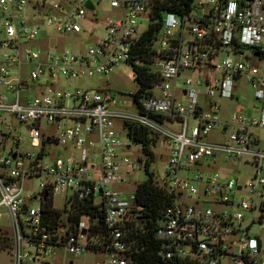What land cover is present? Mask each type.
<instances>
[{
    "label": "built area",
    "instance_id": "built-area-1",
    "mask_svg": "<svg viewBox=\"0 0 264 264\" xmlns=\"http://www.w3.org/2000/svg\"><path fill=\"white\" fill-rule=\"evenodd\" d=\"M155 1L0 0V219L9 222L10 264H74L60 247L101 253L91 264H139L135 189L123 184L140 157L130 160L119 137L133 141L128 124L143 128L146 146L167 144L164 179H153L171 195L154 230L158 264H264V0H191L182 13L162 12L145 63L135 43ZM43 26L94 41L73 50ZM122 62L149 66L148 90L61 85ZM222 99L232 103L225 114ZM20 129L34 151L6 148ZM54 145L76 152L55 154ZM242 166L251 170L243 181L231 175ZM33 177L37 190L24 185Z\"/></svg>",
    "mask_w": 264,
    "mask_h": 264
},
{
    "label": "rangeland",
    "instance_id": "rangeland-1",
    "mask_svg": "<svg viewBox=\"0 0 264 264\" xmlns=\"http://www.w3.org/2000/svg\"><path fill=\"white\" fill-rule=\"evenodd\" d=\"M99 12L98 15L100 17L107 14L106 10V4L101 3L99 4ZM147 21H142L138 27V32L142 31L146 28ZM45 30H49V35L51 40H58L59 45H64L67 47H70L73 50H78L81 47H85L88 44L93 43V38L89 37L87 34L83 33H58L53 30H50L49 27H42V34ZM101 27L96 29L93 32V35L95 38H99L102 35ZM189 72H185V74H188ZM133 68L132 65L128 62H122L118 64L117 66L113 67L110 72L107 74H96L93 76H87L84 75L81 78L77 79H63L61 81V85L65 88L73 89L74 87H81V88H109L111 91L115 92H122V93H130L133 92L136 87L137 83L133 79ZM239 89L241 92H243L246 97L249 100H253L254 103L260 107V102L253 99L252 96V89L245 83L240 82ZM219 103L221 104V113L225 114L230 108L232 103L227 99L219 100ZM245 114L250 115H256L258 112V109H253L251 107H245L244 109ZM190 126L193 124L192 121H189L188 123ZM42 127H45V123L41 124ZM20 138L15 143L13 139H7L6 140V148H12L16 150H26V151H34L36 147L31 146L29 144V138L27 137V132L23 129H20ZM119 137L126 143L129 144V149H124V152L128 155L130 160H134L137 156L140 157V164L141 166L132 170L130 175H128V179H126V182L123 184L124 186L128 187L130 191H133L135 189V185L144 180L147 177V172L144 169V162L145 157H143V150H142V144L140 142H134L129 140L123 133L119 134ZM211 138V137H209ZM151 149L153 152V159L150 160L147 164V171H152V178L154 180H163L164 179V162L167 155V144L161 137H158L156 140L154 146H147V148ZM51 149H55V154L59 153L62 155H66L69 153H75V149H68L69 151H65L58 145H54L51 147ZM251 170L249 166H242V170L237 174L234 170L231 171V175L233 177H237V179L243 181L246 178H248ZM25 187L37 190L38 189V178L33 177L24 183ZM123 185H118L119 187H122ZM115 186H117L115 184ZM52 202L54 205L62 206L61 199L58 195H54ZM9 230V222L6 216H2L0 219V231ZM8 235L10 238L8 232H4ZM10 240V239H9ZM57 252L62 255L64 259L72 260L74 264H91L94 263L96 260H99L102 257L101 253H92L89 251H84L79 255H72L69 252H67L63 247H60L57 249ZM0 264H10V250L8 247H4L2 245V242H0ZM25 264H36V263H25Z\"/></svg>",
    "mask_w": 264,
    "mask_h": 264
},
{
    "label": "trees",
    "instance_id": "trees-1",
    "mask_svg": "<svg viewBox=\"0 0 264 264\" xmlns=\"http://www.w3.org/2000/svg\"><path fill=\"white\" fill-rule=\"evenodd\" d=\"M190 2L191 0H156L151 13L152 20L136 40L134 56L140 61L148 63L152 58L151 42L160 27L162 12L182 13L188 9ZM148 69L149 66L144 63L133 66V79L137 83V94L148 90L150 86L152 73ZM128 127L133 134V141L140 142L144 150L147 151V146L143 141V128L130 124ZM149 161L150 159L144 163L147 177L136 184L134 191V203L139 213L135 221L138 233L134 234L138 240V249L133 252L132 258L139 264H158L160 262L156 255L158 241L154 237V230L163 207L171 201L170 193L164 187L156 184L151 173L147 171ZM43 207L45 211L57 214L56 210L51 208L50 199L43 202ZM79 210V212H83L87 210V207L82 206ZM73 217L78 219V214H74ZM9 239L4 231H0V242L4 247H9Z\"/></svg>",
    "mask_w": 264,
    "mask_h": 264
},
{
    "label": "water",
    "instance_id": "water-1",
    "mask_svg": "<svg viewBox=\"0 0 264 264\" xmlns=\"http://www.w3.org/2000/svg\"><path fill=\"white\" fill-rule=\"evenodd\" d=\"M43 197H45V195ZM142 223H144V222H142ZM82 231H84V230L82 229ZM45 264H47V263H45Z\"/></svg>",
    "mask_w": 264,
    "mask_h": 264
}]
</instances>
